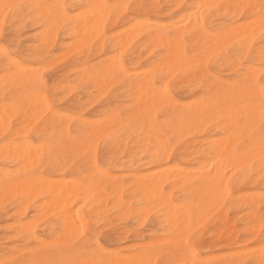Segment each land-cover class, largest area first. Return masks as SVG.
<instances>
[{
	"label": "bare ground",
	"instance_id": "6f19581e",
	"mask_svg": "<svg viewBox=\"0 0 264 264\" xmlns=\"http://www.w3.org/2000/svg\"><path fill=\"white\" fill-rule=\"evenodd\" d=\"M17 4L31 7L7 37L0 31V47L41 67L68 58L48 81L58 85L57 107L78 119L53 118L29 77L6 76L0 58V260L181 261L179 234L188 237L213 216L228 226V214H219L228 204L242 209L245 247L201 261L260 264L261 157L258 148L250 157L236 151L252 132L248 105L242 89L220 85L240 65L227 51L242 45L257 63L264 58V0H0V24L12 14L4 6ZM105 4L146 7L129 14ZM213 158L216 168L231 169L235 192H260L233 196L229 181L223 195L210 191L202 177ZM120 220L132 225L117 232ZM79 232L109 246L98 253L29 247ZM195 239L202 243V235Z\"/></svg>",
	"mask_w": 264,
	"mask_h": 264
},
{
	"label": "snow or ice",
	"instance_id": "6c2138e0",
	"mask_svg": "<svg viewBox=\"0 0 264 264\" xmlns=\"http://www.w3.org/2000/svg\"><path fill=\"white\" fill-rule=\"evenodd\" d=\"M5 9L11 11L10 16H6L5 20L0 24V31L5 33L7 37L8 31L15 26L16 22L20 16L23 15L24 10L31 7L30 5L17 4V5H5ZM39 7V6H37ZM51 7H58L52 5ZM102 7L112 9L114 12H119L120 9H124L125 12L131 14L135 9L144 8L145 5H132V4H123V5H109L105 4ZM237 8H248L250 5H234ZM133 19H136L133 17ZM243 23V21H241ZM261 26L264 28V10H262ZM264 37V32L261 33ZM217 44L220 43L218 38L215 41ZM261 56L264 57V38L261 40ZM224 55L223 52L217 54V59H221ZM240 58V65L236 73L232 77L227 78V84H221V87H230L233 89L239 88L242 89L245 94V101L248 105L247 109V119L249 125L252 128V132L248 137V141L242 142L241 145L236 149L237 152L243 153L245 157L252 156L257 148L259 149L261 157V168L259 171L264 173V58L260 60L259 63L256 62V59L250 55H246L243 52V46H237L227 51V59L234 60V58ZM0 58L3 59L5 66V74H23L29 77L32 89L35 94L42 97L44 104L46 105L48 113L53 117H58L60 121L64 120H75L78 117L74 113L64 112L63 110L57 107V92L56 89L58 85L49 84L45 81L44 71L41 66L29 65L20 62L12 54L11 47L5 43L3 47H0ZM259 72V77L257 78L256 73ZM163 82V74L159 80L155 81L154 86H158ZM7 95L5 96V102L7 103ZM7 140V137H5ZM17 143H19L17 141ZM25 143H33L31 141H26ZM39 150V149H38ZM213 167H207V176L202 177L205 179L208 184L211 186L210 191L223 195L227 191V185L225 181L231 182V176L228 173L231 171L229 167L225 164H221L219 168L215 167L216 161L213 158L211 160ZM97 169L101 170L102 166L97 164ZM253 175L256 174L255 164L251 168ZM101 174H103L101 172ZM78 212L79 209H73ZM261 230L264 232V217L261 218ZM247 237H244L246 239ZM102 241L93 242V234L85 235L83 232L74 233L72 235L71 241H63L60 239H51L46 241H41L36 238V243L29 245L30 248L46 249L52 252H62L64 249L71 248L72 251H81L83 253H98L100 251V245ZM176 245L183 255L184 259L181 261L176 260H167L162 261L161 264H203L201 261L198 250L199 245L196 242V239L192 236L185 237L182 233L179 234ZM151 247H157L153 244ZM249 251L255 252V248L250 249ZM259 256L261 257L260 264H264V247L259 249ZM0 264H137V262L128 261V262H114L112 260H105L103 258L99 260H87V259H78V260H56L48 259L44 261H23L21 259H12V260H0ZM143 264V262H140ZM240 264H257L256 260H247L241 261Z\"/></svg>",
	"mask_w": 264,
	"mask_h": 264
},
{
	"label": "rangeland",
	"instance_id": "374dc122",
	"mask_svg": "<svg viewBox=\"0 0 264 264\" xmlns=\"http://www.w3.org/2000/svg\"><path fill=\"white\" fill-rule=\"evenodd\" d=\"M10 30L8 31V33H10ZM8 33H7V35H8ZM59 58L55 60L56 63H53L51 65L42 66L43 69H46V71H44L43 75H44L45 81L48 82V83H49L48 80L53 75V73H55L56 71L60 70L62 68V66L64 67V65H66V62H67V59L68 58H65V57H62V58L59 57ZM49 73H51V74H49ZM49 75H50V77H49ZM102 146L103 145L101 143L98 144V146H97V149H99L98 151L101 150ZM233 187H234L233 186V183L231 182L230 183V188L233 191V194H234L233 196H238V195H243V194L246 196V194H248V193L250 195H252V193L254 191L260 192V189L249 188V189H245L244 190V191H248V192H244L243 191L242 194H238L237 192L234 191V188ZM241 202H242V200H241ZM241 202L239 203L238 206H240L242 204ZM227 205L228 204H226L225 206H223L221 208L219 214H220V216H222L225 213L228 214L227 215V217H228V222H227L228 223V226L227 225H223V224H221V223L218 222L219 216L218 217L217 216H213L210 219H208L205 223L199 225V227H194L195 229L192 227L191 228V231H189L188 234H187L188 236H192L193 238H195L196 235L197 236L198 235H202V243L199 245V250H198V255L200 256L201 259L203 257L206 258V257L212 256V255H209V254H212V253H213V256H215V257H217L218 255H221L220 253H222V257H225V256L229 255L227 253H229L230 251L233 252V254L237 255L236 254L237 252L234 253V251L240 250V249L243 250L244 247H245L244 246L245 244H242V243L239 244L240 240H242L243 237H246V236H244L245 234L243 232H245V230H246L245 228L248 227L246 224H244L242 222V215H243L242 209H240V207H235V208H232L231 207L229 209L230 205H228L229 207ZM228 210H229V212H228ZM231 224H232V227H233L232 229H231V226H230ZM114 225L119 230L117 232H122V230H121L122 227L129 228V226H131L132 224L129 223V222L123 223V221L120 220V221H116ZM235 227H236V229H235ZM214 232L215 233H221V234L229 233L230 234V237L233 238V240L230 243H228L227 245H223L221 243L222 240H223V238H219V239L215 238L214 237V235H215ZM98 241H102V240L99 239ZM103 243L101 244V246H109L108 244H105V243L103 244ZM246 244H247L248 248L253 247V244L252 243H246ZM216 245L218 247L214 248V246H216ZM205 247H207V248H205ZM231 252H230V254H232ZM240 252H242V251L240 250ZM215 253H216V255H215ZM238 254H239V251H238ZM218 257H220V256H218Z\"/></svg>",
	"mask_w": 264,
	"mask_h": 264
}]
</instances>
